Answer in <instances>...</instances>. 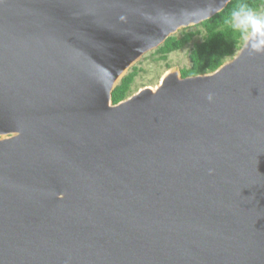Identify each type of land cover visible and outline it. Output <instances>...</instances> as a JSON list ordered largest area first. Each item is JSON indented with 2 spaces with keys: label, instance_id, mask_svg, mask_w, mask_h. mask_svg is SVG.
Masks as SVG:
<instances>
[{
  "label": "water",
  "instance_id": "95a60500",
  "mask_svg": "<svg viewBox=\"0 0 264 264\" xmlns=\"http://www.w3.org/2000/svg\"><path fill=\"white\" fill-rule=\"evenodd\" d=\"M230 1L0 0V264H264V33L112 99Z\"/></svg>",
  "mask_w": 264,
  "mask_h": 264
},
{
  "label": "trees",
  "instance_id": "16d2710c",
  "mask_svg": "<svg viewBox=\"0 0 264 264\" xmlns=\"http://www.w3.org/2000/svg\"><path fill=\"white\" fill-rule=\"evenodd\" d=\"M260 2L264 3V0H231L220 12L201 22L200 24L206 27L207 34L203 41L194 44L191 51L192 65L190 68L181 69L182 75L214 70L227 57H231L243 43V37L251 31L244 30L247 25V18L242 27L238 28L234 25L233 21L236 17L233 16V13L242 7L253 11ZM181 31L183 32L182 36L172 35L156 48L157 51L161 52L162 58H165L167 53L183 47L194 34V31H185V29ZM136 73L137 68L133 66V70L122 77L112 91L113 102H117L130 94L131 83Z\"/></svg>",
  "mask_w": 264,
  "mask_h": 264
},
{
  "label": "rangeland",
  "instance_id": "374dc122",
  "mask_svg": "<svg viewBox=\"0 0 264 264\" xmlns=\"http://www.w3.org/2000/svg\"><path fill=\"white\" fill-rule=\"evenodd\" d=\"M253 12H255L258 16H264V3L260 2L258 7L253 10ZM245 20V17H236L233 21V24L240 28L244 24ZM182 29H185V31H194L192 38L183 47L167 53L165 58H162L161 52L157 51L156 49H153L151 51L146 52L133 65L136 66L137 73L131 83L130 94L136 92L139 88L143 86L157 84L162 74L170 67L177 66L180 69H187L191 67V51L195 43H199L204 40L207 34V29L200 23ZM182 29H180L174 35H177L179 37L182 36ZM249 33H247L243 37V41L246 39ZM229 58L231 57H227L226 60ZM133 66L129 69L128 72L133 70Z\"/></svg>",
  "mask_w": 264,
  "mask_h": 264
},
{
  "label": "clouds",
  "instance_id": "9594fccd",
  "mask_svg": "<svg viewBox=\"0 0 264 264\" xmlns=\"http://www.w3.org/2000/svg\"><path fill=\"white\" fill-rule=\"evenodd\" d=\"M234 17H245L247 18V25L245 31L251 30L253 32L264 33V16H258L255 12L248 8H240L233 13ZM253 51H259L256 45H252ZM211 99V97H209Z\"/></svg>",
  "mask_w": 264,
  "mask_h": 264
}]
</instances>
